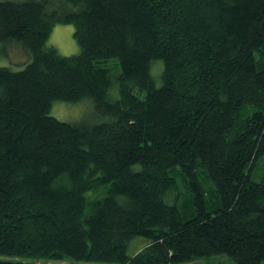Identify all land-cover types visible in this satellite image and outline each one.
I'll use <instances>...</instances> for the list:
<instances>
[{
	"label": "trees",
	"instance_id": "trees-1",
	"mask_svg": "<svg viewBox=\"0 0 264 264\" xmlns=\"http://www.w3.org/2000/svg\"><path fill=\"white\" fill-rule=\"evenodd\" d=\"M9 45L0 264H264V0H0ZM84 100L105 120L50 115Z\"/></svg>",
	"mask_w": 264,
	"mask_h": 264
},
{
	"label": "rangeland",
	"instance_id": "rangeland-1",
	"mask_svg": "<svg viewBox=\"0 0 264 264\" xmlns=\"http://www.w3.org/2000/svg\"><path fill=\"white\" fill-rule=\"evenodd\" d=\"M74 26L71 24L56 25L46 43L47 47H53L57 53L61 56L70 57L77 55L80 52V48L74 39ZM30 61V57L22 50V48L16 45H9L0 56V67H7L13 71L22 70L25 65ZM156 65H153V73L157 75L161 68L162 63L156 61ZM160 66H159V65ZM152 73V72H151ZM152 76L155 79L156 86L161 85L160 75ZM114 76V75H113ZM116 85H114L110 91L111 98H117L115 93ZM88 110V111H87ZM50 115L59 121L67 122L71 124L86 123L94 124L105 119L96 117L93 111V103L90 100H84L77 104H69L64 102H55L52 105ZM260 175L254 176V181H259ZM141 239H135L133 242H140ZM138 244V243H136ZM133 244L132 248L129 247V254L132 255L137 248V245ZM213 264H235L234 261L230 260L226 256L214 257ZM191 264H204L203 262H196Z\"/></svg>",
	"mask_w": 264,
	"mask_h": 264
},
{
	"label": "bare ground",
	"instance_id": "bare-ground-1",
	"mask_svg": "<svg viewBox=\"0 0 264 264\" xmlns=\"http://www.w3.org/2000/svg\"><path fill=\"white\" fill-rule=\"evenodd\" d=\"M15 44V43H14ZM88 111V110H87Z\"/></svg>",
	"mask_w": 264,
	"mask_h": 264
}]
</instances>
